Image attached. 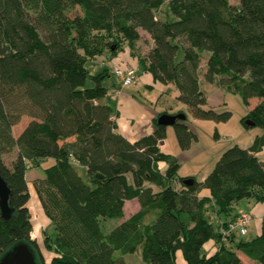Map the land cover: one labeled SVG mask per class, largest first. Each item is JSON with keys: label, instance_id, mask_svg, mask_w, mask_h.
<instances>
[{"label": "trees", "instance_id": "trees-1", "mask_svg": "<svg viewBox=\"0 0 264 264\" xmlns=\"http://www.w3.org/2000/svg\"><path fill=\"white\" fill-rule=\"evenodd\" d=\"M140 28L153 42L145 56L134 50ZM125 44L154 79L176 85L192 115L226 120L229 110L204 107L198 66L207 52L205 79L246 104L260 98L242 122L264 129V0H0V169L14 207L9 219L0 215V255L23 239L40 264H128L123 254L138 247L145 264H176L178 249L187 264H244L236 250L264 264V218L251 239L225 233L235 202L264 200V133L223 150L203 180L186 185L182 176L176 187L178 157L161 149L166 125L157 122L167 110L153 117L151 133L128 140L106 96L108 67L90 69ZM23 114L31 120L15 137L12 125ZM185 120L172 124L181 149L197 138ZM14 146L7 165L3 154ZM48 157L53 163L32 181L52 226L42 238L47 261L31 236L26 171ZM202 187L210 196L198 194ZM134 198L140 208L104 232L101 220L122 217ZM209 239L217 246L211 254L203 247Z\"/></svg>", "mask_w": 264, "mask_h": 264}, {"label": "rangeland", "instance_id": "rangeland-1", "mask_svg": "<svg viewBox=\"0 0 264 264\" xmlns=\"http://www.w3.org/2000/svg\"><path fill=\"white\" fill-rule=\"evenodd\" d=\"M232 4H239L240 0H229ZM139 33L141 37L135 41L134 50L137 55L145 56L148 54L149 50L152 47L150 41L152 38L150 34L140 28ZM182 43L183 39L181 38ZM105 61L95 60V62L90 63V69L92 71H97L102 69L103 66H107L109 74L103 79L104 85H107L108 82H115L118 78L113 74V69L109 56L106 52L102 55ZM208 53L200 52V60L198 66V74L201 82V87L205 90L208 102L204 107H211L216 111H223L225 109L230 111V115L226 120H216L214 118L207 117H195L190 112L188 106L179 100L176 97H172L169 94H165L166 97L161 99L158 102L157 109L163 108L168 104L171 107H168V110H182L186 113V122L189 127L196 133L197 140L193 141L191 147L187 149H181L172 124L166 125V135L164 138L163 150L165 152L173 153L178 157V169L176 171V181L174 185L176 187H181L179 178L184 176H191L196 180H203L205 176L211 171V169L216 164L223 150L227 147L238 144L239 146L246 147L248 146L256 134L264 133V129L259 125H248L246 126L242 122V117L251 109L257 102L260 101L258 97H251L249 103L246 104L241 98L240 94L234 90L225 88L224 85L218 83L217 79L208 81L204 77V72L206 71V59ZM106 64V65H105ZM121 66V65H120ZM118 81H120L118 79ZM123 89L128 90L135 98L146 101L150 103L149 100L153 98V94H158L157 91H152L151 88L144 87L140 80L137 78L132 84L125 86ZM156 92V93H155ZM156 100V99H152ZM31 120V117L28 114H23L19 121L12 125V134L16 137L24 126ZM17 153V147L14 146L8 152L3 154V160L7 165H10L11 161L15 158ZM258 156L264 160V146L262 150L258 153ZM54 158L48 157L40 162L39 166H33L28 162V169L26 171V179L28 181L29 190L31 188L32 195L35 196V191L33 188L32 181L34 178L43 175V168L51 163H53ZM127 202L125 215H131L135 213L138 209L136 200ZM248 198H240L236 203V208L240 207L246 210L250 216L251 220L248 224V232L245 234H240L238 231H235L236 238L240 239H249L255 233V217L252 216L250 211V204L247 203ZM38 201V202H37ZM36 197H33L29 203V209L32 215V223L36 224L35 230H33V235H36L37 228L40 230V236L44 235V229L51 231L52 228L50 221L47 225V216L40 212V202ZM39 205V206H38ZM38 210V211H36ZM239 212V211H238ZM39 213L44 217L43 220H38ZM209 217L213 221H216L210 213ZM123 217H107L101 220V228L104 232H108L116 224H118ZM40 221L43 224H38ZM44 232V233H43ZM39 236V244L45 255L46 260H49L50 252L42 244V240ZM124 259L128 264H145L141 258V248L138 247L134 252H128L123 254ZM244 264H255L254 262L245 261Z\"/></svg>", "mask_w": 264, "mask_h": 264}, {"label": "crops", "instance_id": "crops-1", "mask_svg": "<svg viewBox=\"0 0 264 264\" xmlns=\"http://www.w3.org/2000/svg\"><path fill=\"white\" fill-rule=\"evenodd\" d=\"M150 43L152 44L153 42L150 41ZM109 60L111 61L112 69L115 65H121L123 67L124 66H134L137 70V76H138L137 78L140 80V83L144 87L151 88L152 91H157V93H158L156 95V97L153 94L152 99H156V100L150 99L149 100L150 103H147L146 101L144 102V101H141V100L135 98L134 95L131 94L128 90L123 89L127 85H122L120 83V81H118V79H119L118 76H117L118 79L115 82H108L107 83V85H106V87H107L106 96H107L109 102L111 103V105L113 107V110H114V116L113 117L117 123V129L128 140L133 141V140H135V139H137V138H139L145 134L151 133L154 129L153 117H155L159 111L167 110V112H170V113L182 111V110H177V111L168 110V107H171L170 105L168 106V104L165 105L161 109H157V106H158L157 104L161 99H164L167 94H169L172 97L177 98L179 90L176 87V85L172 82H166L165 83V82H161L157 79H154L152 74L149 71L142 68V66L138 62L137 55H134L131 53V49L127 44H125L124 47L121 50H119L114 57L109 58ZM104 99H105V97H103L101 100H104ZM207 102H208V100H207ZM195 140H197V138L192 140L189 148L191 147L193 141H195ZM163 144H164V140H163V143L160 144V147L162 150H163ZM158 166H159L160 170H162L163 172L165 171V169L167 167L166 163L163 161H160L158 163ZM187 177H191V176H187ZM198 194L200 196H210V191L207 187H202L199 190ZM32 196L36 197V201H37L36 194H35V196H34V194ZM129 200L133 201L131 199H129ZM129 200H126L125 204H124V214L122 216L123 219L130 216V215H128V216L125 215L126 204H127V202H129ZM134 200H136L137 205H138V209H139L140 204H139L138 200L136 198H134ZM235 203L233 204V209L231 211L232 216H235L238 213V211H240V210L246 211L240 207L236 208ZM247 203L250 204V211L252 213L251 215L252 216L254 215V217H255V225H256L255 233L251 237V238H253V237H255L261 233L262 220L264 218V200L263 201H256L253 198H248ZM39 208H40V212L44 215L42 207H39ZM36 211H38V210H36ZM41 213H39L38 220L44 221L45 219L41 215ZM46 220L48 223L47 225H49L48 217L46 218ZM37 222H39L38 224H43L40 221H37ZM35 226H36V224H33L32 232H33V230H35ZM39 229L37 228L36 235H33V233L31 232V236L33 238H35L37 241L39 240V236H40V230ZM40 238L42 240L43 236L42 237L40 236ZM251 238H249V239H251ZM235 239H237L236 236H235ZM38 243H39V241H38ZM203 247L206 250L207 254L213 253L217 248L216 242L214 241V239L207 240L204 243ZM236 252L240 256V258L242 259L243 262H245V261L255 262V261L249 259L240 250H236ZM176 264H187L180 249H178L176 251Z\"/></svg>", "mask_w": 264, "mask_h": 264}, {"label": "water", "instance_id": "water-1", "mask_svg": "<svg viewBox=\"0 0 264 264\" xmlns=\"http://www.w3.org/2000/svg\"><path fill=\"white\" fill-rule=\"evenodd\" d=\"M186 113L183 111L170 113L161 112L157 116V122L164 125L173 124L177 119H185ZM247 125H254L255 121L251 118L244 120ZM194 182L193 177H185L183 183L190 185ZM11 188L3 177L0 169V215L3 219H9L14 207L9 204ZM0 264H40L34 248L26 240L15 241L0 255Z\"/></svg>", "mask_w": 264, "mask_h": 264}, {"label": "built area", "instance_id": "built-area-1", "mask_svg": "<svg viewBox=\"0 0 264 264\" xmlns=\"http://www.w3.org/2000/svg\"><path fill=\"white\" fill-rule=\"evenodd\" d=\"M114 73L121 79L123 85L130 84L136 79V69L133 66H114ZM251 216L248 212L240 210L235 217L227 224V230L225 233L232 231H238L241 234H245L248 231V224Z\"/></svg>", "mask_w": 264, "mask_h": 264}]
</instances>
